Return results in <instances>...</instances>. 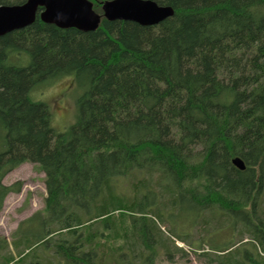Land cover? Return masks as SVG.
<instances>
[{"label":"trees","instance_id":"obj_1","mask_svg":"<svg viewBox=\"0 0 264 264\" xmlns=\"http://www.w3.org/2000/svg\"><path fill=\"white\" fill-rule=\"evenodd\" d=\"M89 1L95 31L45 24L38 8L33 24L0 37V180L32 163L46 190L42 211L13 234L27 251L18 261L41 248L56 264H154L149 212L166 193L178 212L224 217L251 235L252 252L240 238L204 254L212 263L264 264V0H151L173 10L151 27L107 21L106 0ZM21 52L26 67L8 63ZM70 74L85 88L78 117L55 133L29 93ZM120 179L132 197L118 192ZM20 189L0 184V208Z\"/></svg>","mask_w":264,"mask_h":264},{"label":"rangeland","instance_id":"obj_2","mask_svg":"<svg viewBox=\"0 0 264 264\" xmlns=\"http://www.w3.org/2000/svg\"><path fill=\"white\" fill-rule=\"evenodd\" d=\"M12 54L8 58L9 64L17 67H26L29 64L27 54L23 52ZM79 83L74 74L64 75L35 85L29 93L32 102L47 106L50 113L51 128L55 133L67 131L77 120L76 100L85 89ZM2 138L3 134L1 133L0 152L3 149ZM127 180H117L115 185L120 186L117 187L119 193L132 197L130 181ZM16 182L21 183L20 192L9 193L4 198L0 208V241H5L7 244L0 249V264H6L9 257L13 260L9 264H56L57 260L53 256L49 257V255L43 254L41 248L32 251L21 261H18L19 254L24 250L21 245L15 248L14 243H17L15 239L18 236L13 237V234L21 221L36 212L42 211L46 190L44 174L39 167L32 163L20 165L18 168L5 173L0 180V184L3 186H10ZM143 194H139V197ZM171 202L168 194L158 193L154 201L155 204L149 212L154 216L152 217L154 227L161 232L158 231L157 234L154 233L155 229H152V234H155V244L157 243L154 247L156 253L154 264H219L217 261L212 263L211 260L204 257V254L212 253L214 251L211 250L212 247L234 244L240 238L243 239V242L248 243L242 244L238 248H245L248 252H252L251 235L241 229V226L236 225L234 228L231 226L227 228L224 217L210 213L195 216L187 206L178 212L177 209L173 208ZM260 206L262 213L258 214V217L264 222V197L261 199ZM166 212L174 215L170 217V220L167 218L168 220L163 219L160 222L158 214H165ZM176 234L182 237L183 241L172 237ZM151 238L153 237L151 236ZM170 241L173 242V246ZM137 250L139 251V249ZM25 252L27 251H24V254Z\"/></svg>","mask_w":264,"mask_h":264},{"label":"water","instance_id":"obj_3","mask_svg":"<svg viewBox=\"0 0 264 264\" xmlns=\"http://www.w3.org/2000/svg\"><path fill=\"white\" fill-rule=\"evenodd\" d=\"M38 8H42L40 20L59 29L92 32L101 21L89 0H27L21 6L0 7V37L33 24ZM101 11L107 21L133 22L145 27L156 26L173 16L172 8L151 0H106ZM231 163L237 170L245 169L239 158Z\"/></svg>","mask_w":264,"mask_h":264}]
</instances>
